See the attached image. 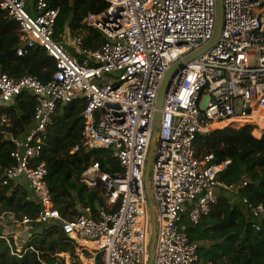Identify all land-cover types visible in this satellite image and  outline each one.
<instances>
[{
    "label": "built area",
    "instance_id": "2783aa9c",
    "mask_svg": "<svg viewBox=\"0 0 264 264\" xmlns=\"http://www.w3.org/2000/svg\"><path fill=\"white\" fill-rule=\"evenodd\" d=\"M57 1L0 0V9L19 25L18 55L41 48L56 65L47 82L0 72V108L24 92L36 99L30 131L22 136L2 132L15 146L10 155L14 164L4 170L3 185L25 181L27 201L39 206L36 218L5 212L0 222L11 218L29 232L37 224L58 222L78 245L82 260L89 252L95 264H148L151 223L144 175L156 99L166 72L212 40L216 0H106L103 13H89L83 21L85 28L104 34L98 50H84L82 37L69 36L84 57L81 61L55 37ZM223 17L219 42L176 74L165 98L151 175L157 226L153 264H201L199 245L190 240L188 227L210 214L219 191H229L253 218L264 220L263 205L239 197L236 187L219 180L231 161L218 163L212 154L199 159L194 150L198 134L214 131L203 126H221L248 115L264 123V0H223ZM76 100L86 104L82 146L110 150L122 172L113 175L98 163L89 166L81 182L103 188L111 209L86 208L66 220L52 199L48 170L40 160L59 107ZM248 126L258 131L253 137H264V127ZM253 227L261 231L260 224ZM0 240L18 258L37 252L16 236L0 235Z\"/></svg>",
    "mask_w": 264,
    "mask_h": 264
},
{
    "label": "trees",
    "instance_id": "16d2710c",
    "mask_svg": "<svg viewBox=\"0 0 264 264\" xmlns=\"http://www.w3.org/2000/svg\"><path fill=\"white\" fill-rule=\"evenodd\" d=\"M57 3L60 7L55 28L57 40L64 42L68 30L71 36L82 37L84 50L95 51L105 43L104 34L95 28H85L83 21L89 13H103L108 6L106 0H58ZM21 47L19 25L0 9V72L47 82L56 70L55 61L41 48L30 49L19 56ZM71 55L81 61L78 54ZM85 106L83 100H76L59 107L48 128L40 160L48 170L46 182L52 199L66 220L76 218L81 209L91 208L96 212L102 205L105 191L101 187L90 189L81 182V175L89 166L98 163L103 172L113 175L122 172L110 150H87L82 146L81 114ZM35 107V97L24 92L12 105L0 108V215L10 212L19 219L36 218L39 212L35 202L27 201L30 193L26 185L22 182L3 185L4 170L14 164L10 156L14 145L2 132L25 135L35 125ZM253 131L247 124H230L227 128L198 134L194 150L199 159L212 154L218 163L230 160L231 164L219 175V180L236 187L239 197L264 206V137L256 139ZM77 146L79 149L72 153ZM245 182L248 186L242 187ZM218 194L217 204L198 226H190L186 221L190 240L199 245L201 264H264V220L253 218L229 191L222 190ZM104 203L107 207L106 200ZM255 223L261 225V231L255 230ZM32 237L28 246L38 253L30 251L22 258L12 256L8 244L0 240V264H55L62 253L78 258L76 247L57 222L35 225Z\"/></svg>",
    "mask_w": 264,
    "mask_h": 264
},
{
    "label": "water",
    "instance_id": "95a60500",
    "mask_svg": "<svg viewBox=\"0 0 264 264\" xmlns=\"http://www.w3.org/2000/svg\"><path fill=\"white\" fill-rule=\"evenodd\" d=\"M224 25V17H223V0H216V23H215V29L212 40L203 48L200 50L194 52L193 54L187 56L182 62H178L175 65H173L165 74L164 79L161 83L158 96L156 99V113L154 116V125L155 130L150 142V147L148 151L147 156V163L145 167V175H144V181H145V191H146V197L147 202L149 206L150 211V223H151V236L149 240L148 245V264H153V258H154V248H155V242H156V236H157V226H156V213L155 208L153 204V192L151 187V175L154 168V162H155V150H156V139L158 138L162 126V119H163V106L165 102V98L167 93L170 90L172 80L176 76V74L187 67V64L191 61L197 59L207 51H209L211 48H213L220 40L222 29ZM264 234V231H263ZM264 242V238H263Z\"/></svg>",
    "mask_w": 264,
    "mask_h": 264
},
{
    "label": "crops",
    "instance_id": "0c3cea01",
    "mask_svg": "<svg viewBox=\"0 0 264 264\" xmlns=\"http://www.w3.org/2000/svg\"><path fill=\"white\" fill-rule=\"evenodd\" d=\"M72 35L68 30H67V34H65L64 37V44L67 48V50H69L70 53L72 54H78L80 56V59L84 58L82 56V54L79 53V48L78 46L72 44L69 36ZM82 48V46H81ZM74 56V55H73ZM76 57V56H75ZM9 107V106H8ZM218 130V129H217ZM215 131V130H214ZM5 134H11V133H6ZM6 136V135H5ZM8 140V139H7ZM9 141V140H8ZM12 143V142H11ZM13 144V143H12ZM14 145V144H13ZM15 149V146H14ZM74 151V150H73ZM72 151V153H73ZM75 153V152H74ZM22 184L27 186V183L25 181L22 182ZM91 189V188H90ZM103 189V188H102ZM219 193V192H218ZM219 197V194H218ZM105 196L103 197V202L101 206H105L104 200H105ZM30 202V201H28ZM99 206V207H101ZM98 207V208H99ZM97 208V209H98ZM86 209V208H85ZM85 209H81L80 214L85 210ZM111 209V208H110ZM52 223V222H50ZM58 223V222H57ZM186 223V221H185ZM45 224V223H43ZM59 224V223H58ZM187 224V223H186ZM60 225V224H59ZM0 235H6L9 236L12 240L13 238L16 236L17 238H19V241H26V244L31 242V239H33L32 237V232H29L24 226L20 225V224H16L15 222H13V220L11 218H6L4 220H2L0 222ZM38 238V237H36ZM69 239V238H68ZM18 240H15L16 244H19ZM69 241L74 244V246L76 247V256L78 258H73L70 253H62L59 254L58 257L60 258V261H58V263L55 264H95L93 259H92V254H90L89 252H86V258H84L83 260L80 257V251L78 250L79 247L77 244L74 243V241H72L71 239H69ZM15 245V243H14ZM15 247H17V245H15Z\"/></svg>",
    "mask_w": 264,
    "mask_h": 264
},
{
    "label": "bare ground",
    "instance_id": "6f19581e",
    "mask_svg": "<svg viewBox=\"0 0 264 264\" xmlns=\"http://www.w3.org/2000/svg\"><path fill=\"white\" fill-rule=\"evenodd\" d=\"M228 125L230 124H257V126L259 127H264V123L261 121L260 118H257L256 116L254 115H248L246 116L245 118H239V119H235V120H232L230 123H226ZM226 124H223V125H226ZM221 125V126H223ZM221 126H216V127H211V128H207L205 126L202 127V130H207V129H212L215 130V129H218L219 127ZM258 133V131H256V129H254V131L252 132V134H256ZM106 200V205L108 209L111 208V201L109 199H105Z\"/></svg>",
    "mask_w": 264,
    "mask_h": 264
},
{
    "label": "rangeland",
    "instance_id": "374dc122",
    "mask_svg": "<svg viewBox=\"0 0 264 264\" xmlns=\"http://www.w3.org/2000/svg\"><path fill=\"white\" fill-rule=\"evenodd\" d=\"M65 40V39H64ZM227 128L228 127V124H226V125H223V126H221V127H219L218 129H222V128ZM234 128V127H233ZM215 130H217V129H215ZM245 210V209H244ZM246 211V210H245ZM150 236H151V227H150Z\"/></svg>",
    "mask_w": 264,
    "mask_h": 264
}]
</instances>
